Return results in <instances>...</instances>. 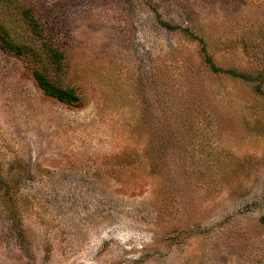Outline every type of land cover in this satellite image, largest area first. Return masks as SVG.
Wrapping results in <instances>:
<instances>
[{
    "label": "rangeland",
    "instance_id": "1",
    "mask_svg": "<svg viewBox=\"0 0 264 264\" xmlns=\"http://www.w3.org/2000/svg\"><path fill=\"white\" fill-rule=\"evenodd\" d=\"M0 264H264V0H0Z\"/></svg>",
    "mask_w": 264,
    "mask_h": 264
},
{
    "label": "trees",
    "instance_id": "2",
    "mask_svg": "<svg viewBox=\"0 0 264 264\" xmlns=\"http://www.w3.org/2000/svg\"><path fill=\"white\" fill-rule=\"evenodd\" d=\"M28 21L33 31L36 34H38L39 27L37 21L31 16H28ZM2 42H3L2 46H4V48L11 50L13 52H17V49L12 47L4 38L2 39ZM199 42L203 44L202 40H200ZM52 52L53 50H51V54ZM53 60L58 64L60 58H57V56H55ZM32 76L34 82L45 96L54 98L59 102L67 103V104H72L78 101V97L75 90L70 88L63 89L54 86L42 72L33 71Z\"/></svg>",
    "mask_w": 264,
    "mask_h": 264
}]
</instances>
